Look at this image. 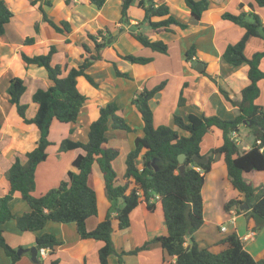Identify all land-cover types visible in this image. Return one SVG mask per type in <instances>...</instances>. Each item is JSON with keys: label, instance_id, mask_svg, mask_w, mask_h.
Wrapping results in <instances>:
<instances>
[{"label": "trees", "instance_id": "obj_1", "mask_svg": "<svg viewBox=\"0 0 264 264\" xmlns=\"http://www.w3.org/2000/svg\"><path fill=\"white\" fill-rule=\"evenodd\" d=\"M71 0H65L69 3ZM90 4L101 8L106 0H86ZM188 7L194 20H199L209 7L210 0H182ZM49 4L50 2L47 1ZM137 6L143 10L142 18L135 24L130 23L129 8ZM250 10L233 13L224 11L221 18L235 23L243 28L239 39L229 42L222 52L225 62L238 66L248 65V85L242 88L240 99L233 100L228 92L218 86L223 97L238 113L230 119L217 115L190 113L185 118L174 114L175 126L187 134H181L177 129L167 125L154 126L153 112L149 100L161 89L165 82H161L151 89L143 88L136 92L131 104L142 120V134L133 140V146L125 156V170L122 176L124 183L116 184V172L113 160L119 154V149L107 145L106 131L109 127L125 131H133L124 117L117 111L120 109L116 101L108 102L98 107L97 116L88 126L85 141L72 140L68 137L59 142L58 152L73 149L82 150L67 170V179L60 180L57 186L35 195V170L39 163L47 159V146L52 120L61 123L77 121L81 107L85 101L84 94L77 87V77L83 75L92 85L97 86L93 77L86 72L88 66L103 56L101 51L112 45L117 34H113L108 27L98 29L94 33H87L93 47L81 44L83 61L77 66H69L67 62L52 63V55L57 47L51 44L45 53L28 55L20 51V58L25 63L42 66L47 72L52 84L47 88H37L31 99L37 105L32 117H27V104L21 102L25 91V84L21 77L10 78L7 93L8 101L13 105L16 115L26 125H31L39 132L35 147L24 154L15 153L10 167L6 171L8 191L0 196V248L10 257L14 264L19 258L15 249L6 243L2 235V224L15 219L16 227L20 231H39L46 222L74 223L81 239H95L102 244L98 249L100 264H108V257L116 253L118 263L121 264L125 254H136L146 249L151 243H159L167 255L174 256L173 264H264V257L255 259L245 248L235 231L218 240L213 247H199L192 234L205 222L203 217V200L201 189L206 173L211 170L213 155L220 153L226 166L229 182L233 189L241 193L242 198H230L223 208L229 211L235 207L237 213L244 212L253 218L255 229H264V179L255 186L243 173L259 171L264 176V105L255 102L260 93L258 82H264V71L260 69V60L264 57V25L260 16L254 12L255 7H264V0H252L248 4ZM242 7V4H240ZM43 19L58 31H69L68 22L61 20L58 26L50 20L44 9L39 6ZM12 16L5 0H0V36L5 32V25ZM118 33L127 31L144 47L160 53H167L168 45L161 39L152 36L163 31H172L173 26L185 28L187 23L170 13L166 2L156 0H121ZM38 27L36 26V29ZM257 36L263 39V48L254 52L250 57L244 54L247 40ZM100 39V40H98ZM33 37H26L23 44H32ZM195 53L192 45L185 52L186 59H191ZM116 56L131 63L145 64L152 60L151 56L134 53ZM117 76L131 78L128 72H122L111 61ZM247 126L253 136V142L248 150L241 151L233 133L240 126ZM1 128V123H0ZM212 128L222 132V140L218 146L209 149L207 162L197 163L194 154H200V144L204 135ZM184 153L183 172L178 170V154ZM201 155V154H200ZM96 163L102 175L104 191L111 201L116 214L111 218L108 213L92 230H87L86 220L97 214V200L94 189L89 184L92 166ZM200 167L197 171L194 167ZM131 185H133L131 187ZM19 194L27 203L29 210L20 215H14L9 202L13 194ZM157 196L163 211L167 233L154 236L142 245L129 251L117 252L112 239L111 221L115 219L119 229H125L130 224L129 214L139 201L143 199L148 209L155 204L151 197ZM119 197L122 202L118 205ZM245 204L246 208L240 206ZM186 237H190L191 244L185 245ZM36 246L47 247L53 251L62 243L52 233H41L35 238ZM220 246L222 248H220ZM219 248V249H218ZM57 259L48 264H57Z\"/></svg>", "mask_w": 264, "mask_h": 264}, {"label": "crops", "instance_id": "obj_2", "mask_svg": "<svg viewBox=\"0 0 264 264\" xmlns=\"http://www.w3.org/2000/svg\"><path fill=\"white\" fill-rule=\"evenodd\" d=\"M47 1L50 3L48 4ZM156 1L166 2L170 13L187 23L185 28L173 26L172 31H163L152 36L153 39H161L167 43V53L152 51L144 47L126 30L118 33V28L121 26L118 23L121 0H106L101 8H97L86 0H71L69 3L65 0H5L12 16L5 25L4 34L0 36V196L8 191L9 186L5 174L13 161V155L31 151L39 137L38 130L31 125L24 124L16 115L13 105L8 101L9 80L13 76H19L24 81L26 89L20 100L27 104V117L34 116L37 110L36 103L31 99L32 93L37 88H47L52 84L44 67L34 64L25 65L20 58V51L28 55L45 53L48 47L54 44L57 52L52 55V63L67 62L69 66H77L83 61L81 44L85 43L88 47H93L87 33H94L98 29L108 27L113 34H117L115 42L101 51L103 57L93 61L86 69L97 86L92 85L83 75L77 77V87L85 96L77 121L61 123L52 120L49 134L53 129L60 131L61 136L57 144L61 138L65 137L85 141L88 126L97 116L98 107L116 101L120 105L117 113L123 116L133 129V131H125L109 127L105 133L107 145L119 149V154L113 160L114 170L118 159L124 157V162L121 163L124 168L121 176L125 170V156L133 146L134 138L142 134V120L131 104L137 91L143 88L151 89L165 82L163 89L149 100L153 112V124L154 126H170L184 135L187 133L178 129L174 124V114L184 118L194 113L206 116L217 115L230 119L238 113L237 107L231 105L223 97L218 86L226 90L233 100H238L242 88L249 83L246 63L233 66L222 58L226 45L237 41L243 28L222 19L221 13L248 11L250 10L248 4L252 0H210L208 9L203 12L199 20L192 18L188 7L182 0ZM39 6L58 26H61L59 24L61 20L68 22L70 30L58 31L53 28L43 19ZM254 12L260 16L264 25V7H255ZM129 16L130 23L135 24L142 18L143 10L137 6H131ZM29 36L34 38V42L23 44V40ZM192 45L195 46V53L191 59H186L185 52ZM262 48L263 39L252 36L245 44L244 54L250 57ZM117 52L151 56L152 60L145 64L131 63L117 57ZM111 61H115L117 68L122 72H128L131 78L117 76ZM259 67L264 71V57L260 60ZM258 85L260 93L255 102L264 105V82L260 80ZM233 137L237 140L241 151L248 150L253 142L249 128L244 125L233 133ZM221 140L222 132L217 128H212L202 139L200 154H207L209 149L218 146ZM53 152L58 154V149H53ZM81 152L80 149L64 151L56 159L47 151V159L39 163L35 170L33 194H43L48 189L57 186L60 180L67 179V170L71 169L73 158ZM211 164V170L206 173L201 189L205 222L192 234V237L199 247H213L218 240L233 231L237 233L243 244L242 236L251 233L253 237L249 239L248 245H244V248L255 259L264 257V229H255L253 218L247 217L244 212L237 213L234 207L226 211V216L232 220V225L229 228L225 226L224 231L218 232L219 227L224 225L216 223L213 229L218 234L206 228L209 219L205 212V188L217 191L219 187L217 176L219 175L222 177V182L231 185L220 153L213 155ZM42 166H45L47 173L39 180V171ZM243 175L255 183V186L260 185L264 179L263 173L259 171L245 172ZM52 176L54 177L48 180V177ZM255 177H257L256 181H254ZM116 178L117 185L124 183L122 177L119 179L117 174ZM45 179L47 185H44L45 182L42 183ZM89 182L95 191L97 200V214L86 220L87 230H92L108 213L111 218L114 217L119 206L113 209L111 201L105 195L102 175L96 163L92 166ZM232 191L233 198H242L237 190L232 189ZM157 198V196L151 197V201L155 204L151 210L141 199L130 212V224L125 229H119L117 221L112 219V239L117 252L132 250L154 236L167 233L163 211ZM121 202L118 200V205ZM9 208L14 215H20L29 210L27 203L17 193L13 194ZM2 230L6 243L14 249L21 250L14 264H48L55 259L58 261L57 264H100L98 249L102 243L90 238L81 239L74 223L48 221L39 231H20L16 227L15 219L11 218L2 224ZM261 231L263 243L257 242L256 239ZM44 232L54 234L62 243L57 245L53 251L48 250L45 257L37 251V261H33L29 249L36 245V236ZM188 244H191L190 237H186L185 245ZM174 260V256L167 255L160 244L155 242L136 254L123 255L121 264H173ZM0 264H12L10 257L1 248ZM108 264H119L116 253L108 257Z\"/></svg>", "mask_w": 264, "mask_h": 264}, {"label": "rangeland", "instance_id": "obj_3", "mask_svg": "<svg viewBox=\"0 0 264 264\" xmlns=\"http://www.w3.org/2000/svg\"><path fill=\"white\" fill-rule=\"evenodd\" d=\"M25 89H26V86H25ZM51 132L52 133L49 134V136H48V139L51 143L49 144L47 151L50 153V155L53 156V158L58 159V155L61 154L62 152H58V154H56L53 152V149H58L59 143L57 144V140L59 139L61 134L59 135L60 131L58 129H53V131L51 130ZM61 140H62V138L59 140V142ZM54 155H57V157H54ZM123 162H124V157L121 159H118L117 163L115 164V172L118 175L119 179H121V177H122L121 173L124 169L123 165H122ZM44 170H45V174H44ZM41 173H43V174H41ZM46 173H47V169L45 168V166L44 167L42 166L41 170L39 171V176H38L39 178L38 179L41 180L42 178H44ZM54 176L48 177V180L53 178ZM35 178H36V176H35ZM217 179L219 180V182H218L219 187H218L217 191L213 190L212 188L209 189L208 187H206L205 192H204V196H205L204 200H205V212H206L207 218L209 219V220H207L206 228H209L210 231L213 230V233L218 234V232L220 231V227H219L218 232L214 231V229H213L216 223L219 222L220 224H222L228 228L231 227V225H232V220L230 218L228 219L226 216V211L223 208V203L226 200L233 198V195H232V193H233L232 189L233 188L231 185H227L224 182H222L221 181L222 177L220 175L217 176ZM256 179H257V177L254 178V181H256ZM42 183H44V185H45L46 179ZM89 184H90V182H89ZM253 184H255V183H253ZM154 219H156V218H154ZM220 224H217V225H220ZM256 239H257V242L263 241L262 231L257 234ZM249 242H250V240L244 242L243 245H248ZM250 247H252V246L250 245ZM220 248H222V247L220 246ZM15 251L17 253L18 251H20V249L16 248Z\"/></svg>", "mask_w": 264, "mask_h": 264}, {"label": "water", "instance_id": "obj_4", "mask_svg": "<svg viewBox=\"0 0 264 264\" xmlns=\"http://www.w3.org/2000/svg\"><path fill=\"white\" fill-rule=\"evenodd\" d=\"M185 154L184 153H180L178 154L177 156V159H178V162H179V166H178V170L180 172H183L184 169H185V165H184V159H185ZM193 160L197 163H205L207 162V157L205 155H200V154H194L193 155ZM121 197H119V201L121 202ZM241 209L243 208H246V205L243 204L240 206ZM30 253H31V259L33 261H37L36 259V255H37V251H38V247L35 245V246H32L30 249H29ZM21 253V250L17 252V254L19 255Z\"/></svg>", "mask_w": 264, "mask_h": 264}, {"label": "built area", "instance_id": "obj_5", "mask_svg": "<svg viewBox=\"0 0 264 264\" xmlns=\"http://www.w3.org/2000/svg\"><path fill=\"white\" fill-rule=\"evenodd\" d=\"M194 168L197 171L201 170L200 167H198V166H195ZM225 229H226L225 226H220V231H224ZM252 237H253V235L251 233L250 234H245V235L242 236V240L245 242V241H247L249 239H252ZM48 250H49V248H47V247H41V248L38 249V252H39V254L42 257H45L47 255V253H48Z\"/></svg>", "mask_w": 264, "mask_h": 264}]
</instances>
